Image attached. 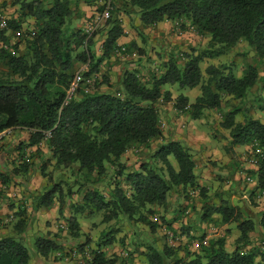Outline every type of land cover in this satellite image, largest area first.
Instances as JSON below:
<instances>
[{
  "label": "trees",
  "instance_id": "trees-1",
  "mask_svg": "<svg viewBox=\"0 0 264 264\" xmlns=\"http://www.w3.org/2000/svg\"><path fill=\"white\" fill-rule=\"evenodd\" d=\"M78 1H23L20 18L8 21V28L0 32V135L10 130L30 134L29 142L18 148L19 165L10 173L0 169V192H4L12 177L28 173L31 159L25 155L26 150L36 147L41 154V144L45 143L56 168L77 175L73 185L79 187L77 192L83 196V204L77 211L89 206L92 211L104 213V223L120 222L123 216L133 223H143L154 234L161 224L152 216L158 214L157 208L166 213L171 195L179 189L185 198H191L193 190L199 189L203 197L207 193L197 182L191 149L180 140L162 144L138 170H129L123 163L129 150L150 148L153 142L163 140L161 103H170L176 113L189 114L195 121L206 112L215 111L221 116V128L230 133L233 147L257 144L264 152V105L255 108L262 118L253 116V104L242 106L261 78L264 66V0H95L104 1L111 8L100 54L95 50L98 34L90 36L84 29L73 26ZM92 1L85 0L88 4ZM121 13L137 15L143 28H155L170 21L180 25L181 31L193 30L208 42L199 52L193 49L190 53L171 54L161 73L154 74L149 81L138 70H125L118 86L108 75L99 83L102 67L111 68L110 62L118 52L137 53L140 57L147 54L135 41L119 44L126 36ZM30 19L34 20L32 27L11 45L7 31L20 32ZM241 42L246 43L255 63L246 65L243 76H237L236 65L227 62L202 69L206 60L226 57ZM78 66L86 68L79 72L76 92L68 100ZM175 84L182 89H199L200 93L192 103L191 96L181 94L175 98L171 91L165 90ZM103 85L108 87L106 92L101 91ZM259 165L257 183L264 190V158ZM62 188L59 182L36 196L35 207L49 209L58 203L62 216L66 206ZM67 191L68 197L71 196L72 186ZM243 213L224 201L208 207L202 215L206 222H212L217 214L222 224L237 225L240 236L235 251L226 250L224 237L208 245L201 243L200 252H191L186 247L185 257L177 252L179 248L167 243L162 249L150 244L145 246L147 263L264 264V250L251 240V234L258 229L257 222ZM15 215L18 219L11 233L0 237V264H31L25 245L26 212ZM67 220L71 236L79 238L77 217L72 215ZM161 220L171 229L165 216ZM258 225L264 232V212ZM204 238L205 234L201 236ZM115 242L114 237H102V244L93 251L88 264H120L119 256L112 258L104 251ZM35 247L37 256L44 260L62 250L60 242L49 237H38ZM79 247L82 251L83 246ZM65 258L53 257L60 262Z\"/></svg>",
  "mask_w": 264,
  "mask_h": 264
},
{
  "label": "rangeland",
  "instance_id": "rangeland-1",
  "mask_svg": "<svg viewBox=\"0 0 264 264\" xmlns=\"http://www.w3.org/2000/svg\"><path fill=\"white\" fill-rule=\"evenodd\" d=\"M23 1L32 2L33 0H0V9L8 21L19 19L16 15H21ZM92 2L93 3L88 4L85 2V0L78 1V7H75L74 10L75 15L73 19V26L74 28L84 29L85 32H87L90 36L94 35L95 33L98 34L97 37H95L97 42L95 50L97 54H100L105 31L107 30L108 20L103 17V13L107 10L108 5L106 6L104 1L101 3H96V1L93 0ZM103 7L104 10L100 11L99 9ZM120 18L124 28L128 29L134 34L136 37L134 41L142 49L144 48L147 54L140 57L137 53L122 54L121 52H118L117 55L113 57L114 59H112L110 62L111 68H109L107 65L102 67L101 76L97 78L99 83L103 82L104 76L108 75L112 83L115 86H118L125 70H138L144 77L145 81H149L154 74L161 73V67L164 63L169 61L171 54L176 55L181 53H190L193 49L197 50L196 52H199V49L201 50L203 46L205 48L208 42V39L202 40V38L199 37V35L193 30L181 31L180 25L178 27V25L175 23L169 25L170 27L167 29L169 32L168 39L161 41L160 39L156 38L158 29L151 27L143 28L140 18L137 15L134 14L132 16H128L124 13H121ZM33 22L34 20L32 19L27 20L26 23L23 24V28L20 32H13L10 30L7 31L6 35L9 38L11 45H14L23 38L24 33L28 28L32 27ZM1 44L2 43L0 42V47ZM245 52L249 53L247 57L244 56ZM252 56L253 54L248 50L246 43L241 42L235 48V50L229 53L226 57L223 56L221 58L206 60V62L202 65V69L206 70V68L212 64L221 65L224 62H227L228 64L232 63L236 65L237 76L241 77L244 75L245 67H247L246 65L255 64L253 63V60H251ZM114 67H120V70H114ZM85 68V66H78L76 72L77 75L80 74L79 72ZM261 71V78L249 91L251 95L242 101L243 107H249L251 104H253L252 106L255 109L256 107L259 108L264 105V66H262ZM77 81L79 83L80 79ZM94 84L95 81L92 80L90 84L92 85V88L94 87ZM107 89V85H103L101 87L102 92H106ZM165 90L171 91L175 98L181 94L191 96V103L195 101L197 94L200 93L199 89H182L178 84L167 86ZM254 97H256V99L251 103V99ZM238 103L240 102L237 101V104ZM160 105H162V103ZM252 114L254 117L262 118V116H259V112L254 111ZM167 115H172L171 121L174 119L173 124H175V126L185 125V128L183 126V128L181 127V129L178 130L176 128L175 132L183 135V139L187 142L194 144L195 142L204 140V138H206L204 137L205 133L208 135L210 134L211 136L213 135L219 138L222 142L224 147L222 154H225V157L229 158L231 155L234 156V153L232 154V152H229L233 149V146L230 144L232 142L230 133L221 128V116L219 113H216L215 111L206 112L204 117L200 120V123H195V120H192L189 114H184L183 116L179 115V113L174 111L173 106H171V110L167 111ZM238 118L239 120H243L240 116H238ZM189 136H191V138ZM29 139L30 134L23 130H10L0 135V169L2 171L10 173L11 170L19 165L20 157L18 148L23 143H28ZM214 142L216 141L214 140ZM162 144L164 143L161 139L159 141L153 142L150 145V148H133L126 153L123 158V163L127 165L129 170H138L144 162L149 160V158L160 148ZM244 147L245 146L240 147L236 156L240 157L242 155H250L251 157H256L255 148L257 149L258 145H248L249 148L247 149ZM41 148V154H39V151L36 147L26 150L25 155L31 159V166L28 173L12 177L8 187L4 189L3 193L0 192V237L11 233L12 226L17 222L18 219L16 218L15 214L19 211H25L26 218L28 220V227L25 232V245L30 252V258H32L31 264H37L35 257H39L37 256L38 254L36 253L35 247V241L38 237L53 238L59 241L62 245V250L60 253L50 255L49 257L51 258H47V260H45V264H58L60 262L59 259L54 260L53 257H78L77 259H79V261H77V264H88V262L92 259L91 254H93V251L98 248L99 244H102L101 239L104 236H106L107 239H111L112 237L115 238L116 242L112 244L109 249L110 251L106 252L112 258L119 256L121 262L120 264H144L145 261L143 259L140 260V258L138 259V256H135V254L145 253L147 248L144 246L150 244H156L158 249H162L164 243H167L174 249L179 248L177 252L182 257L186 256V247L188 250H192L191 252H198L200 249V245L197 243L198 241H195L196 239H199V235L194 236L195 240L193 242L189 241V246L185 245L181 237L182 235H184V237L185 235L191 236V234H189L190 230L179 229L180 226L177 227V229H169L167 225H165L161 220V217H166V214L164 210L160 208H157L158 214L152 216L154 221L161 224V227H159L154 234L143 223H133L123 216H120V222L119 220H113L110 223H104L102 222L104 213L99 214L98 211H92L91 207L89 206L77 211V209H79V207L83 204L82 193L77 192L79 187L73 185L75 179H77V175H74L71 170L56 168V161L51 157V154L48 152L45 143L41 144ZM216 162L218 164V161ZM172 163L174 166H177V162L173 159ZM224 171L228 170L226 169ZM59 182L63 187L62 189L64 193L66 194V206L64 207L63 215L60 216L59 214L60 205L58 203L49 209H46V207L36 208L34 204V198L38 195H42L47 189H50L54 186V184ZM218 183L222 186L230 185L227 181H218ZM251 184L252 183H248L247 180L243 179V181L241 180L240 187L243 189L242 191L245 192V190L248 189ZM71 186L73 194L68 197L67 189H69ZM106 191L108 190H105V192ZM206 196L208 197L207 194ZM171 197H173V195H171ZM190 197V199H192L195 203L196 200L200 201L201 197L203 196L201 195V191L198 189L196 190L195 194L190 193ZM245 200H247L248 203L252 205L258 202L259 204L256 203V205L261 207H254V209H262V212H264V192L258 193L256 199L248 195ZM242 201H240V203H242ZM191 206L192 204L190 203V207ZM194 206V208H187L189 209L190 213L185 214V216L182 218L183 223L186 220H188V223L189 220L193 221L192 227L196 228V226H202V215L207 208L206 206L200 208L197 204ZM242 209L244 212L245 207H242ZM198 212H200L199 215H197ZM262 212L260 211V213ZM192 213H196V216ZM245 213L248 215L247 212H244L243 214ZM72 215L77 217V220L80 224V237L77 239L71 236L69 230L67 219ZM194 221L197 225H195ZM184 227L186 228L187 226L183 225V228ZM222 227L223 226H217V228L215 227L217 231L214 229L212 233H208L207 231V233H205L206 240H204V242H210L211 235L214 236L212 237L213 240L222 237L228 238V236L231 238V236H233L234 229L225 230ZM257 228L258 229L251 234V240L253 244L258 245V247L264 250V233L260 230V227ZM167 229L168 231H166ZM169 231L173 234L172 243L166 239L167 232ZM179 231H181V233ZM207 236H209L210 240ZM199 242L202 243V241ZM227 244L228 246H226V250L228 247L229 251H235L236 240L231 239L229 243H226V245ZM79 246H83L82 251L79 250ZM250 247L251 246L247 247L246 249H250ZM126 254H130L129 257L136 258L138 261L135 263L132 258H128L127 256L124 257ZM142 257H145V255H142Z\"/></svg>",
  "mask_w": 264,
  "mask_h": 264
},
{
  "label": "crops",
  "instance_id": "crops-1",
  "mask_svg": "<svg viewBox=\"0 0 264 264\" xmlns=\"http://www.w3.org/2000/svg\"><path fill=\"white\" fill-rule=\"evenodd\" d=\"M16 16H18V18H20L21 15H16ZM169 25H172V22L169 21V22L160 23L155 27L156 29H158V34H156L157 39H160L161 41L168 39L169 32L167 31V29L170 27ZM125 31H126V36H124L120 39V41H119L120 45L129 44L130 42L134 41V39H136L134 34L131 33L128 29H125ZM119 68L120 67H118V68L114 67L113 69L114 70H120ZM159 109H160V112H159L160 113V121H162L163 125L165 126L163 128V130H164L163 131V133H164L163 143H167L169 141H174V140H180L191 149V152H192L194 159L196 161L195 174L197 176V182L201 187H205L207 189L206 194L209 197V198L207 196L201 197L200 201L196 200L194 203V201L192 199L185 198L182 189H179V191L174 193L173 197L170 198V205H169L168 210L166 211L165 214H166V219L168 220V223L171 224V228L177 229V227L180 226L179 229L190 230L189 234H191V236L185 235V237H184V235H182L181 238L183 240V243H185V245L189 246V241L193 242L195 240L194 236L199 235V237H198L199 239H196L195 241H198L197 243H199V245L201 244L199 241H202V243L204 245H208L210 242H204V240H206V239L205 238L201 239V236L204 235L205 233H207V231H208V233L209 232L212 233V231L215 229V227L217 228V226H223L222 228H224L225 230L234 229L233 236H231V238L228 235H227L228 238L224 237L226 239L227 243H229V241L231 239L237 240L238 237L240 236V233H239V230H238L236 224H227V225L222 224L220 221V216L217 214L213 215V217L215 219L212 222H206V221L201 220L202 226H196V228L192 227L193 221L189 220V223H188L187 222L188 220H186L183 223L182 217H184L185 214L190 213L189 209H187V208H194L195 207L194 205H196V204L199 205L200 208H202L203 206H206V208H208L211 206H219L221 204V202L227 201L231 205L236 206V207L240 208L241 210H243L242 207H245L244 212L248 213V215L246 213L244 214L245 217H250L251 219L255 220L257 222V227H260V225H258V222H259L263 212H262V209H256V208L254 209V207H261V206L256 205V203H258V202H256V200H255L256 203L253 205L248 203L247 200H245L248 195H250L252 198L256 199L258 193L264 192V190L259 188V185L257 183L259 167L254 166L252 164L253 157H251L250 155H246V156L242 155L240 157L236 156V154L238 153V151L240 149V146L239 147H233V149L229 151V152H232V154L234 153V156L231 155V156H229V158L225 157L224 156L225 154H222L224 151V147H223V144L220 141V139L213 136V135L212 136L210 134L208 135L206 133L204 136L206 138H204V140H202V141L195 142L194 144L187 142L186 140L183 139V135H180V134L175 132L176 128H177V130L181 129L182 126L185 128V125L175 126V124H173L174 119H173V121H171L172 115H169V116L167 115V111L171 110L170 103L169 104L162 103V105H159ZM174 111L177 112V110L175 108H174ZM254 111L258 112V111H256V109ZM259 116L261 117L262 114L260 113ZM255 118H257V117H255ZM200 120L195 121V123L196 122L200 123ZM221 122H222V119H221ZM174 134L176 135V137ZM181 134H182V132H181ZM189 137L191 138V136H189ZM184 138H185V136H184ZM214 140L216 142H214ZM244 148L247 149L249 147L245 146ZM211 157H213V158H211ZM216 161H218V164ZM226 169L228 171H224ZM248 177H251V179H252V182L248 181V183H252V184L248 189L245 190V192H243L242 191L243 189H241V187H240L241 180L242 181H243V179L246 180ZM218 181H221V182L227 181L228 184H230V185L229 186H226V185L222 186V185H219L220 182L218 183ZM225 184H227V183H225ZM242 188H244V187H242ZM253 188H255V189H253ZM195 192H196V190H193L190 193L195 194ZM240 201H242V203H240ZM190 203L192 204L191 207H190ZM182 208H186V209H182ZM260 211L262 213H260ZM199 213L200 212H198L197 215H199ZM192 214H194L196 216V213H192ZM254 216H255V218H254ZM183 225H186L187 227L183 228ZM195 225H197L196 222H195ZM260 230L263 232L261 227H260ZM166 231H168V229ZM215 231H217V229H215ZM179 232L181 233V231H179ZM168 233H170V231L167 232V234ZM192 237H194V238H192ZM207 237L209 239V236H207ZM212 237H214V236H212V235L210 236V239H211V240L209 239L210 241L213 240ZM166 238H168V236H166ZM167 240L170 241V243H172V241H173V240L171 241L169 238ZM226 246H228V244ZM110 247L104 248L105 249L104 251L105 252L110 251L109 250ZM199 250H198V252H200ZM227 250H228V247H227ZM233 251L234 250H231L230 252H233ZM141 252H143V251H141ZM142 255H144V253L135 254V256H138V259L140 258V260L143 259L145 261L144 264H148L146 257H142ZM126 256L128 258H132L135 263L138 261V259H136V258L129 257L130 255H128V254L124 255V257H126ZM35 258H36L37 264H45L44 258H42V257H35ZM77 258L78 257H66L64 261L59 262L58 264H77L78 263L77 261H79V259H77Z\"/></svg>",
  "mask_w": 264,
  "mask_h": 264
},
{
  "label": "built area",
  "instance_id": "built-area-1",
  "mask_svg": "<svg viewBox=\"0 0 264 264\" xmlns=\"http://www.w3.org/2000/svg\"><path fill=\"white\" fill-rule=\"evenodd\" d=\"M110 16H111V8H110V6H107V10L103 13V17L106 18V19H109ZM7 28H8V19L5 17L4 13L0 9V31H5ZM122 49H124V48H122ZM79 79H80V77L77 75L75 82L73 83L71 89L68 92V97H67L68 100L71 99V97L75 94L77 86H78V81L77 80H79ZM164 127L165 126L162 125V129ZM255 146H257V144ZM263 158H264L263 150L260 149L259 147H257V149H256V157H253L252 164L254 166H258L259 167L260 166L259 163H260V161ZM246 180L249 181V182H252L251 177H248ZM168 236H169V239L172 241L173 240V235L171 233H168Z\"/></svg>",
  "mask_w": 264,
  "mask_h": 264
}]
</instances>
